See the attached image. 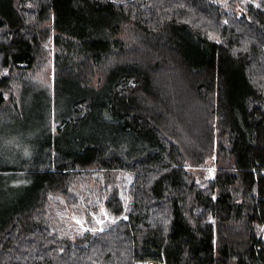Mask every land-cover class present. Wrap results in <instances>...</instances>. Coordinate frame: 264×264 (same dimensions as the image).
Masks as SVG:
<instances>
[{
  "label": "trees",
  "instance_id": "trees-1",
  "mask_svg": "<svg viewBox=\"0 0 264 264\" xmlns=\"http://www.w3.org/2000/svg\"><path fill=\"white\" fill-rule=\"evenodd\" d=\"M44 37L67 142L0 264H264V0H0V111Z\"/></svg>",
  "mask_w": 264,
  "mask_h": 264
},
{
  "label": "rangeland",
  "instance_id": "rangeland-1",
  "mask_svg": "<svg viewBox=\"0 0 264 264\" xmlns=\"http://www.w3.org/2000/svg\"><path fill=\"white\" fill-rule=\"evenodd\" d=\"M228 4L225 2L226 8L231 9ZM237 7L232 9L241 12L242 8ZM36 54L34 69L17 72L10 80L8 88L12 99L8 100L6 107L0 111V141L18 136L32 147V155L28 158L17 149L0 147V166L3 168L0 172V213L10 206H20L38 192L43 176L35 168L39 165L40 157L46 151L48 143L54 141L49 134L51 121L46 119V114L52 108L61 112L68 99L64 77L59 78V91L56 96L53 95L51 46L47 38L41 39ZM54 142L64 145L67 142L66 136H60ZM91 218L92 221L86 222L81 217H75L69 226L80 232L86 229L102 230L105 215L100 213L97 216L91 213Z\"/></svg>",
  "mask_w": 264,
  "mask_h": 264
},
{
  "label": "clouds",
  "instance_id": "clouds-1",
  "mask_svg": "<svg viewBox=\"0 0 264 264\" xmlns=\"http://www.w3.org/2000/svg\"><path fill=\"white\" fill-rule=\"evenodd\" d=\"M0 147H3L4 149H17L25 158H28L32 155L31 145L24 143L18 136L4 138L2 141H0Z\"/></svg>",
  "mask_w": 264,
  "mask_h": 264
}]
</instances>
